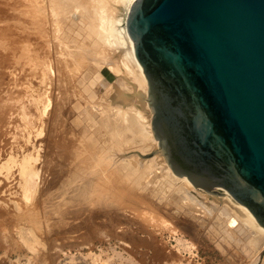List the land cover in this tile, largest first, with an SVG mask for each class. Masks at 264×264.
Listing matches in <instances>:
<instances>
[{
  "label": "bare ground",
  "instance_id": "bare-ground-1",
  "mask_svg": "<svg viewBox=\"0 0 264 264\" xmlns=\"http://www.w3.org/2000/svg\"><path fill=\"white\" fill-rule=\"evenodd\" d=\"M78 1L79 0H46V2H45V0H28L29 5L27 2H26L27 3L26 5H28V7H29L27 12L29 14L31 28H30V30L27 28L28 29L27 32H28V35L30 37V43L26 40V42L28 43V46L25 47L24 49L22 48L23 50L20 51L19 57L24 55V57L29 58L28 54L30 52L35 51L34 44L39 42V40H40L39 43L43 42V43L48 44V42H47L48 39L46 38L47 37L46 32L50 33V30H49L50 27L48 28L49 31H46L47 30V23L45 21L44 15H42V12L45 10V4L50 5V3H53L52 4L53 6L56 4L61 5V7H63L64 13L67 15L66 16L63 12H61V17H57L51 23L52 25L50 24L51 27L53 28L52 31L57 34V37L55 34H54L55 35L54 36L51 32L53 38H51V37H49V38L53 39L55 42L58 39V33L57 32H59L61 29H64L65 27H67L69 25L72 26V23H74L73 20L70 18V13L73 10V9L71 10V8L76 7L74 3L75 2L77 3ZM134 1L135 0H87L86 1L87 3L84 2L86 8L83 6L87 11H85V9L83 7L81 8V10L84 9V12H87L88 19L90 21L89 22L90 25H89V27L87 26V28H89L88 31H90L91 34L89 32H87V35H89V37L91 35V37H90V39H91L90 41H92L91 46L94 47L93 48L94 53H93V55H91V59L94 61L95 66L97 68H100L104 64L106 65L103 67V68L106 67V69L103 70V74H104L103 76H105V80L103 79L102 81H100L101 82L100 85L103 86L104 88L107 87V88H105V90L106 89L107 90L103 91V92H104V94L108 95L110 102L112 103V106H113L112 109H113L114 113H112V115H107V117H105L101 120L94 121L93 116L96 115V114L92 115V113H94V109L91 113L85 112L84 115L87 113L85 120H87L90 117V119L92 118V120L90 122H92V121H94V122L90 123V125H92L93 129H88V126H90L89 123L87 124L88 126L86 125L84 128L86 121L83 119L85 121V123L83 122L84 125L81 124V125H83V128L81 127V129H79V130L83 131V132L81 131L82 135H81V133L80 134L78 133L79 132L78 129L74 130L75 132H77V134L75 133L76 135L79 134L78 138L79 137L82 138V140L79 138L81 140V142L83 143L80 152H79V150L78 151L75 150V146H72L73 148L71 150H68L70 147L69 146L66 147L67 144L65 145L63 143L58 154H59V158H61V159H64V158L70 159L71 156H73V155L78 157V159L80 161V163H78V165L80 164V166L83 168V169H80V170H83L82 171L83 173L81 171L76 172L78 174H75L74 172H71V173L74 174V177H75V175H77V177H79L77 179L78 182L76 180L75 181H76V183H80L83 180V178L81 177L82 175H79V173L84 174V173H86V171L90 172V170L93 168V167H91V166H93V164L92 165L90 164L91 166H89L90 168H88L89 170H87L86 167H87V165H89V161L91 162L94 160V156H96L95 155L96 153L97 154L101 153L100 154L101 156L97 155L98 156L97 160L99 162V164H98L99 166L95 169L96 171L94 170V172H96V174H95V176H94V174L92 175L95 178L93 179V177H92V179L90 178L87 180L84 179V181L80 183L81 185L79 184L80 185V187H79L80 192H78V190H72L71 189L72 191H76L78 194L76 192H74L73 194H71L69 192L70 194L67 193L69 195L66 194L67 196L65 195V198L61 199L62 191L57 192V193H60V194H58V196L61 199V200L59 199L60 200L59 201L58 200L59 197L56 196L57 201H59V202H57V205L51 204V202H52L51 200H54L51 198L55 197V196H53L54 194L53 195L48 194L49 197H46V198L44 197L47 194V193L45 194V188L44 187H46L48 189V187H47L48 185L45 186V184H46L45 179H44V177L42 178V176H44L43 170L45 173L46 172V164L48 161H51L50 159H48V155L45 154L46 153L45 149H48V146H47L48 142L47 141L51 142V140L49 139L51 137H48L49 140L47 139V136H48L47 133H48V131L50 132V127L52 124L51 122L56 121L60 118L62 119V117H60V116H63L61 113H64L66 111L71 110L70 109L71 107H69V108L66 107L67 110L65 111L62 103L59 104L57 102L56 97H59L57 95V93L58 92H61V94L64 93L65 90L63 91V87L61 89H59L60 91H58L57 93L55 90V93H56L55 94L54 92L52 93L53 90H51L52 89L51 85H49L50 88L49 87L48 88L50 90H46L44 93L42 92L43 94L41 93V95H42L41 98L39 96V99H37L36 101H35V99L33 100L34 102L32 101V98H31L32 95H28V97H27V98H29V96H31L30 97L31 101L28 100L29 102H26L27 101L26 97H25V99H23L25 101V103H27L26 106L32 105L31 106L32 109L35 106L34 108H35L36 112L34 111V113H36V114L32 113L33 112L32 109H31L32 114L28 113L30 111L31 107L29 106L30 108H27V109H29V111H28L26 109L25 104L23 102H20L22 99L18 100L19 102L18 101L16 102L17 106L15 105L16 106L15 118L17 119L18 116H21L20 118L23 121L24 120L26 121L25 122L26 124L23 123L24 127H25V133H24V136L22 137V139L24 140L22 143H24L25 145L29 144V148H25L24 145L21 146V145L16 143L17 149L15 150L13 147L14 145L12 144V147L10 148L11 151L7 152L4 149L6 146V143H3L0 140L2 142L0 144V148H2V149H0V152H1V154H0V219L4 218V217H10V218H12L11 220H13V222L16 223L15 225L26 226V228H25L26 232H21L22 229H20L18 234L20 235V238L22 239L23 244L26 245V248H27L26 251L28 250L32 253H36L39 251V249H38L39 246L43 247L44 242H42V241H44L46 237H49L48 235H49L51 230H48V228L45 230V228L48 226H52V225L54 226L56 224H62L61 225V227H62L64 225L63 222L65 221L66 218L69 220V217H73L74 219L77 220L80 216L81 211H83V212L86 211L87 212V218L86 217L85 218L89 221H93L97 216L96 215V212H97L96 208L97 207L106 209V207H108V206H114V207H117L118 210H125V209L134 208V207L139 206L140 204L144 203L148 206V208L151 210V212H154V214L156 216H158L159 214L160 215L163 214L164 216H162V217H165L171 211H175V213L172 212L175 215H172L170 213L167 216L170 218V220L168 219L169 221H166L167 217H165V221H164V218H162L163 221L161 223H162L163 228L167 229L168 231H170L172 233V235L175 238L176 244H177L176 246L178 247V249L180 251H181V249H183V250L189 252L193 248L196 249L194 246L196 242H194V241L197 240L199 238V236H203V237L209 239L213 243V244L212 243L211 244L216 247L215 248L216 251L218 249L225 256L230 257L232 255V253H234V250H236L237 248L240 247V250L243 251V253H246L245 255H243L244 258L247 256H249V258H250V260L248 259V257L245 258L246 260L248 259L247 262L249 261L247 264H256L258 262V258L256 256V253L260 250V248H262L264 246V229L257 224L253 215L243 205L235 204L226 194H221L222 197H218V195H220V194L216 191L205 192V191L199 189L198 187L191 185L187 181L186 177L176 176L172 172V170L170 169V167L168 166V164L166 163L164 158L162 159L159 156H157V157L153 158L152 160H148L145 162H144V160H142L141 156L143 155V153H145L148 150L147 147L150 145V142H153V137L151 135L152 131L150 129V127H151L150 114L148 112L146 114L147 115L146 116L145 112H144V110H146V108L143 109V112H141L138 108L139 107L138 104L141 103V101H142L141 105L145 102L144 99L146 98V92L145 91H147V82H146L144 74H143V72L139 66V63L137 62V60L134 56V52H133V49L131 46V41H130V38L127 34L126 27H125V19H124V22L122 24V27H120V24H119L120 20H116L114 18L113 6L111 5L112 2H114L115 4L120 3V4L124 5L126 7V15H127L129 7ZM49 7L51 8L52 6H49ZM80 13H82V11H80ZM80 13L78 12V15L76 16L79 19H80ZM87 15H86V13L83 14V16H87ZM126 15H125V18H126ZM83 16H81V17L83 18ZM74 17H75V15H72V18H74ZM67 20L69 21L68 23H67ZM84 21H86V20H84ZM65 22L67 24H65ZM30 24H29V26H30ZM17 25H21V24L16 23V26ZM72 28H70V29H72ZM64 30H63V32H64ZM66 30L68 31L69 28ZM63 32H62V35H63ZM70 32H72V31H70ZM74 32H76V31L74 30ZM66 33H68V32H66ZM59 34H61V33L59 32ZM71 36H73V35H71ZM75 36L77 37L78 35L76 34ZM54 37H56L57 39L55 40ZM73 37H68V40H69V38H71V40L69 42L74 40V44H75L76 41H75V38H73ZM62 38L67 39V36L66 37L62 36ZM54 42H52V43L49 42V43L53 44ZM56 43H58V42H56ZM47 44H46V46H47ZM56 45L58 46V44H56ZM48 46H50V45H48ZM73 48H74V46H73ZM17 49H19V48L18 47L15 48L13 56L17 55V53L19 52L20 49L19 50H17ZM90 49L92 50V48H90ZM72 51L66 52V54L68 52L71 53L68 56H66V58H68V57H70V55H72ZM86 51H88V50H86ZM80 53H81L79 55L80 57L84 56L83 55L84 53L82 54V51H80ZM77 54H75V55H77ZM75 55L73 54V56L70 57L73 59V61L76 58ZM87 56H86V58H87ZM70 58L68 60H70ZM62 59H64V58H62ZM29 60H30V58H29ZM56 60H57V58H56ZM57 61H58V63L60 62L59 60H57ZM62 61H61V63H62ZM70 61H72V60H70ZM46 62H48V61L42 62L43 67L45 66ZM63 62H65V61H63ZM66 62H68V61L66 60ZM17 63H19V61H17ZM74 63H75V61L73 62V66H74ZM97 63H100V64L97 65ZM52 64H54V63H52ZM57 65L58 64H56V68H57V70H59L58 71L59 73H62L65 71L64 70L61 72L60 69L63 70V68H65L66 66L63 68H59L60 66L57 67ZM78 65H76V66H78ZM62 66L63 65H61V67ZM85 66H83V67H85ZM46 67L47 66H45V68ZM48 68L51 69L50 67H47V69ZM68 69H66L67 72H69ZM76 70H75V72L79 71V70H77V71ZM48 72H50V71H48ZM58 72L56 71L55 74L57 75ZM67 72L65 73V75H64V73H62V75L65 76V79H66V77L68 78V76H66ZM72 72H70V74ZM81 72H82V70H81ZM81 72L79 71L78 74L79 73L82 74ZM44 73H45V71H44ZM44 73H43V75H44ZM83 74H86V73H83ZM2 75H3V73L0 71V87L3 85V83L1 82ZM46 75H48V74H46ZM96 75H99V74H96ZM64 76H62V79L60 78L61 82H62V80L64 82ZM79 76H81V75H79ZM17 77L18 76L14 77V79H13V88L15 90L13 92H15V95L18 97V94L20 92L25 93L27 91L23 88H19L20 79H17ZM57 77H59V76H57ZM76 77L77 76L75 75L74 78H76ZM82 77H83V75H82ZM86 77H83V78H86ZM93 77H94V75H93ZM95 77H97L96 81L98 79H101V77H99V76H95ZM49 78L46 80L52 81V80H49ZM79 78H77V79H79ZM69 79H70V75H69ZM69 79H67V80H69ZM86 80L88 81L87 78H86ZM109 80H111L112 82ZM93 81H94V79H93ZM70 82H71V80H70ZM72 83H73V81H72ZM72 83H70V84H72ZM75 83L77 85V83H78L77 80ZM86 83H85V86H86ZM91 83H94V82H91ZM91 83L88 85L91 86ZM70 84H68V85L70 86ZM96 84H98V83L95 82V85ZM44 85H45V83H44ZM57 85H59V84L57 83ZM64 85H67V84H64ZM68 85H67L66 89L71 88V86L68 88ZM76 85H73V86L76 87ZM82 86L85 87L84 84ZM44 87H43V90H44ZM55 88H56V85H55ZM93 88L94 87H92V89ZM95 88L98 90L97 85ZM138 88L140 90H142L143 92H145V95L142 96L141 94H138L139 95V97H138V95H136ZM85 89H86V87L81 89V90H84L85 92L88 93V100H86V101L89 102V98H90L89 94L92 93L89 89H91V88H88V90H85ZM71 90H73V88ZM10 91H12V90H10ZM88 91H90V93ZM68 92H65V93H68ZM75 92L77 93L76 90H75ZM75 92H74V94H75ZM97 92L95 91V93H97ZM80 93H81V91L79 92V94ZM93 93H94V91H93ZM99 93L100 92H98V94ZM104 94L102 93V95H104ZM75 95H74V97H75ZM106 95L104 97H106ZM64 96H66V95L64 94V95L60 96L59 100H61L62 99L61 97H64ZM71 96L69 98H72ZM92 96H95V94H93ZM98 96H96V97H98ZM102 97H101V99H103ZM66 99H65V101H68V100L71 101L68 98H66ZM85 99H87V98H85ZM80 100H81V98H80ZM103 100L105 102L104 103L105 105H106V103L108 104L109 101H105V98ZM103 100H100V101H102L101 103H103ZM30 102H33L34 104H31ZM91 102H93V101H91ZM28 103H30V104H28ZM68 104L65 102L66 106ZM79 104H81V103H79ZM91 104L87 103L86 106L87 105L91 106ZM95 104H97V103H95ZM60 105H62V107H60ZM92 106H95V105H92ZM98 108H101V107H97V109ZM85 109H86V107H85ZM26 110L28 112H26ZM80 111H82V109H80ZM89 111H91V110H89ZM97 111L98 110H96L95 112H97ZM69 112L67 113V115H65L66 113H64L65 117H68V114L71 116V114ZM82 113H83V111H82ZM82 113L80 112L79 115ZM98 113L102 115L103 112L101 111ZM33 115H34V117H33ZM103 115H105V113ZM82 116H83V114L81 115V117ZM151 116H152V112H151ZM149 117H150V119H149ZM32 118H34V119H32ZM53 118H55V120H53ZM95 118L97 119L96 116H95ZM1 119H2V121H1ZM67 119H70V118H67ZM19 120H17V122ZM13 121H15V119ZM60 121H59V123H61L60 124L61 127L59 125L58 126L60 128H62L64 122L62 123ZM62 121H64V120H62ZM6 122H7L6 117L3 118L0 116V125L5 124ZM17 122L15 121V123H17ZM53 124H52V126L56 125V124H54V125ZM66 124L69 125L70 122L65 123L64 125H66ZM72 124H74L73 121H72ZM73 126L75 127V125H73ZM21 127L22 126H20V128ZM94 127H96V129ZM20 128H16L15 131L17 130V133H18V131H19L18 129H20ZM51 128H53V127H51ZM65 128H66V126L64 127L63 130L66 134L69 129H65ZM67 128H69V127H67ZM72 129H74V128L72 127ZM59 130H61L60 133L63 131L62 129H59ZM65 130H67V131H65ZM19 132H20L19 134H21L22 131L20 130ZM44 132H45V134H44ZM69 132H71V131H69ZM42 133H43V135H42ZM57 133H59V132H57ZM16 134H14V135H16ZM65 134H61V135H64V137L67 138L68 136H65ZM32 135H35V137ZM41 135L44 136V138L42 137V139L40 138V140L34 142L36 137L41 136ZM50 135H52V134H50ZM57 135L55 134V136H57ZM61 135L59 134V136H61ZM67 135H69V134L67 133ZM71 135L73 138L76 137V136H73V133ZM52 137H54V136L52 135ZM130 137H134V139H137L139 142L142 143V145L139 144L142 147L139 146L138 147L139 150L137 149L138 151L136 152V154H138L137 156L139 158L141 157L140 159L139 158L137 159V156H130L128 158H125L123 155V151H124L123 147L126 144H128L127 142L131 143V141H129ZM54 138H57V137H54ZM68 138L70 140V137H68ZM60 139H59L60 142H63L62 140H65V139H62V140H60ZM74 139H72L71 143L73 141H75V145L76 144L80 145L79 144L80 141H79V143H76L77 139H75V140ZM78 140H77V142H78ZM58 143H56V144H58ZM65 143H67V139H66ZM130 143L128 145H130ZM135 143H137V142L135 141ZM128 145H126V146H128ZM135 147H137V144ZM131 148L133 149V147H131ZM12 149H14V150H12ZM125 149H127V148L125 147ZM128 150L129 149H127V151ZM2 151L4 154L2 153ZM71 151H73L74 153ZM72 153H73V155H72ZM58 154L56 153L55 156L58 157ZM74 158H76V157H74ZM72 159L73 158H71V161H73ZM37 162H38V164H37ZM77 166L75 168H77ZM14 173H16V178H17V182H18V186H19V198L14 203L15 210H10L11 207L9 205V200H7L2 195L1 190L4 187L3 183H4L5 179L12 177L14 175ZM87 177L84 176V178H87ZM70 178H73V177H70ZM70 178H69V180H71ZM80 178H82V180ZM74 179H72V181H74ZM41 183H42L43 189H40L42 187H39V184H41ZM65 183H66V181H65ZM65 183H63V184H65ZM63 184H59V186L63 185ZM66 188L70 189L69 187H64L63 190H65ZM68 189H67V192H68ZM57 190L60 191L62 189L57 188ZM95 190L96 191L100 190L98 192V194L96 192H95L96 194L95 193L93 194V195H97L96 197L95 196L94 197L88 196L89 192L95 191ZM65 191H63V193H62L63 196H64ZM54 193L56 194V192H54ZM38 194H40V195H38ZM55 202H56V200H55ZM42 204H45V206H43ZM49 204H51V205H53V207H55V208H52V209H55L54 211H57L56 212L57 215H55L56 219L52 222H51V220H52L51 215L49 214V212L44 210V208H46V207L51 209L50 208L51 205L49 206ZM41 205L43 206V208H40ZM49 211H51V210H49ZM53 214H55V213L52 212V215ZM160 215L158 217H161ZM74 219L73 220L71 219V222L74 221ZM48 221H50V222L48 223ZM66 223L67 222H65V224ZM13 224H12V226L17 229V226H14ZM13 229L14 228H12V232H13ZM16 229H14V231ZM25 233H26V235H30V238H31L30 240L26 239ZM5 237H6V235L2 236V239H0V251H3V254L7 255L8 249L6 247L3 248V246H4L3 242L7 241V239ZM187 238L188 239L190 238L191 241L192 240H194V241L189 242L187 240ZM1 240H2V242H1ZM200 240H201V238H200ZM13 241H15V240H13ZM16 241L13 242L14 246H10L8 248H11V247L13 248V247L19 246V245H16V243H17ZM45 241H47V240H45ZM198 241H197V243H200V241L199 242ZM193 242H194V244H192ZM203 244H202V246H203ZM205 244H207V243H205ZM21 247H22V245H21ZM21 247L19 246V248H21ZM19 248H17V249H19ZM50 248H51V246H50ZM213 249H214V247H213ZM11 251H9V252H11ZM20 251H23V250H20ZM39 253L41 254V252H39ZM32 256L34 258L35 255H32ZM37 256H39V255H37ZM190 256L193 257L192 255H190ZM5 258L6 257H4V259ZM28 258H27V260H28ZM241 258H242V256H241ZM244 258L242 261L246 262V260H244ZM240 261H241V259H240ZM185 264H187V263H185ZM259 264H264V259H262V261H260Z\"/></svg>",
  "mask_w": 264,
  "mask_h": 264
},
{
  "label": "water",
  "instance_id": "water-1",
  "mask_svg": "<svg viewBox=\"0 0 264 264\" xmlns=\"http://www.w3.org/2000/svg\"><path fill=\"white\" fill-rule=\"evenodd\" d=\"M125 27L158 153L264 229V0H135Z\"/></svg>",
  "mask_w": 264,
  "mask_h": 264
},
{
  "label": "rangeland",
  "instance_id": "rangeland-1",
  "mask_svg": "<svg viewBox=\"0 0 264 264\" xmlns=\"http://www.w3.org/2000/svg\"><path fill=\"white\" fill-rule=\"evenodd\" d=\"M86 1L87 0H81V1L79 0L77 3L76 2L74 3L76 7L73 6L74 8H71V10L72 9L73 10L70 13V18L73 20L74 23H72V26L69 25V26L65 27L64 28L65 30L61 29L59 31L61 34H59V32H57L58 33V39L56 38L57 34L52 31L53 28L51 27V25H52L51 23L57 17H61V12L64 13L63 7H61V5H58V4L53 6L52 5L53 3H50V5L45 4V10L42 12V15H44L45 21L47 23V30L46 31L50 30V33L46 32V36H47L46 38L48 39V40L47 39L46 40H47L48 44L43 43V42L39 43L40 40H39V42L35 43L34 44L35 51L30 52L28 54V57L30 58V60H29V58L24 57V55H22L23 57L22 56L19 57L20 51H22L25 47L28 46V43L26 42V40L30 43V37H29L28 32H27V30L28 29L30 30V28H31L29 14L27 12L28 8H29L28 7V5H29L28 0H0V71L3 73L2 78H1V82L3 83V85L0 87V116L3 118L6 117V119H7V122L5 124L0 125V136H1L0 140L3 143H6V146L4 149L7 152H10L11 151L10 148L12 147V144H13L14 145L13 147L16 150L17 149L16 143L21 145V146L24 145L25 148H29V144L25 145L24 143H22L24 141L22 139V137L24 136V133H25L24 124H26L25 123L26 121L25 120L23 121L20 118L21 116H18L17 119L15 118V116H16L15 110H16V106H17L16 102L18 100L22 99L20 102H23L26 106L27 103H25V101L23 100V99H25V97L27 100L26 102H29L28 100L31 101V98H32V101L34 99L36 101L37 99H39V96L41 98L42 92L44 93L46 90H50L49 85H51V88H52L51 90H53L52 93L53 92L55 93V90L57 93L58 91H60L59 89H61L63 87V91L64 90L65 91L62 94H61V92L57 93V95L59 96V97H56L57 102L59 104L62 103L65 111L67 110V108L71 107L70 108L71 110L68 109L70 112L69 111L64 112V113H66L65 115H67V113L69 112L71 114V116L68 114V117H65L64 113H61L63 115V116H60V117H62V119L60 118L56 121L51 122L52 124L54 123L57 126L53 124L55 126L54 127L51 124V127H53V128L50 127V132L48 131V133H47V135H48L47 139H48V137H51L49 139L51 140L52 143L47 141L48 142L47 143L48 149H45V151H46L45 154L48 155V159H50L51 161L47 162L46 172L44 173V170H43L44 176H42V178L44 177V179H45V182H46L45 186L48 185L47 186L48 189L46 187H44L45 188V194L47 193L46 196H44V197L45 198L49 197L48 194L49 195L54 194L53 196H55V197H53V198H51L52 196L50 197L51 199H54V200H51L52 202L50 201L51 204H53V205L54 204L57 205V202H59L61 199L65 198V195L67 193L70 192L71 194H73L74 192H76V191H72V190H78V192H80V190H79V187L81 185L80 183L83 182L84 179L85 180L90 179V178L92 179V177H93V179L95 178L94 176H95L96 172H94V170L99 166L98 165L99 162H98L97 158L101 154V153L95 154L96 156L97 155L98 156L97 157L94 156V160L91 162L89 161V165H87V167H86V169L89 170L88 169V168H90L89 166H91L93 164V166H91V167H93L92 168L93 170L91 169L90 172L86 171V173L88 172L87 174L86 173H84V174L79 173V175H82L81 177L83 178V180H82V178H80L82 181L80 183H76V181L79 177H77V175H75V177H76L75 178L74 174L71 172L78 174L76 172H78V171L82 172L83 170H80V169H83V168L80 166V164L78 165V163H80V161H79L77 156L73 155V153H74L73 151H71V152H73L72 153L73 156H71V158H73L72 159L73 161H71V158L70 159L59 158L58 153H59L60 148L62 147L63 143L65 145L67 144L66 147L67 146L70 147L69 149L67 148L68 150H71L73 148L72 146H75V150L76 151L79 150V152H80L83 143L81 142L82 138L79 137L81 139L80 140L78 138V135L81 133L82 130H79V129H81V127L83 128L85 121H86V124L84 125V128L88 123L90 125V123H93L96 120H101V119L107 117V115H112V113H114L113 109H112L113 106H112V103L110 102L108 95L104 94V92H103V91L107 90V89L105 90V88H107V87L104 88L103 86L100 85V83H101L100 81H102L103 79L105 80V76H103L104 75L103 70H105L106 67L105 68H103V67L106 65L104 64L100 68H97L95 66L94 61L91 59V55H93V53H94V49H93L94 47L91 46V44H92V41H90L91 35H90V37H89V35H87V32H89L90 34H91V32L88 31L89 28H87V26L89 27V25H90L89 24L90 21L88 19L87 12H84V9L86 8L84 2H86ZM26 2L28 3V5H26L27 4ZM45 2H46V0H45ZM111 5L113 6L114 18L116 20H120L119 24H120V27H122V24L124 22L125 15H126V7L120 3L115 4L114 2H112ZM49 6H52V7L50 8ZM82 7L84 8L83 10H81ZM79 10L82 11V13H80ZM85 11H87V10L85 9ZM78 12L80 13V19L76 17L78 15ZM85 13L87 16H83V14H85ZM72 15H75V17L72 18ZM81 16H83V18ZM83 19L86 21H84ZM68 22L69 21L67 20V23ZM16 23H20L21 25L16 26ZM67 23L65 22V24H67ZM29 24H30V26H29ZM49 27H50V29L48 30ZM68 28H69V30L67 31L66 29H68ZM70 28H72V29H70ZM63 30H64V32L66 31L68 33L65 32L66 33L65 34L63 32ZM74 30L76 32H74ZM61 31L63 32V35H62ZM70 31H72V32H70ZM51 32L53 35L54 34L56 35V37H54L55 40L57 39L55 42L53 39H51V38H53ZM69 33L71 35H73L74 37L71 36ZM75 33L78 35L77 37L75 36L76 35ZM62 36L63 37L67 36V39L62 38ZM49 37H51V38H49ZM68 37L75 38L76 43L74 44V40H72L73 42L72 41L69 42L71 40V38H69V40H68ZM49 42L50 43L54 42V43L50 44ZM56 42H58V43H56ZM46 44H47V46H46ZM56 44H58V46ZM48 45H50V46H48ZM73 46H74V48H73ZM16 47H18L20 50L17 49V50H19V52L17 53V55L13 56L14 50ZM90 48H92V50ZM86 50H88V51H86ZM67 51H70V52L72 51V55H70V57H72L73 54L75 55L78 53L77 55H75L76 58L74 60L75 61L74 66H73V62H74L73 59L70 57L66 58V56L71 54L70 52H68L66 54ZM80 51H82V54L84 53L83 54L84 56H82V57L79 56L81 54ZM86 56H87V58H86ZM56 58H57V60L60 61L59 63L56 60ZM62 58H64V59H62ZM69 58L73 62L68 60ZM62 60L65 62H63ZM66 60L68 62H66ZM17 61H19V63H17ZM45 61H48L45 63V66L50 67L51 69L48 68L49 69L48 70L47 67L46 68H45V66L43 67L42 62H45ZM61 61L63 64L61 63ZM52 63H54V64H52ZM56 64H58L57 67L60 66L59 68H63L66 66L65 68H63V70L60 69L61 72L64 70L67 72L66 69H68L70 67L68 69L69 72H67V74H66V76H68V78L66 77V79H65V76H64L66 73L65 71H64L65 73L62 72V73H64V75H62V73L58 72L59 70H57ZM99 64L100 63H97V65H99ZM61 65H63V66L61 67ZM76 65H78V66H76ZM83 66H85V67H83ZM76 69L79 70L80 72L82 70V72H81L82 74H80V73L78 74L79 71L75 72ZM44 71H45V73H44ZM48 71H50V72H48ZM56 71L58 72L57 75L55 74ZM70 72H72V73L70 74ZM43 73L45 76L43 75ZM83 73H86V74H83ZM46 74H48V75H46ZM96 74H99V75H96ZM69 75H70V79H69ZM75 75L77 76L76 78H74ZM79 75H81V76H79ZM82 75H83V77L87 76L86 78L88 79L89 82L86 80V78H83ZM93 75H94V77H93ZM16 76H18L17 79H20L19 88H23L27 91L25 93L20 92L18 94V97L15 95V92H13V91H15L13 88V79ZM46 76L47 77L49 76L51 78L50 79L48 77L49 80H52V81L46 80V79H48ZM57 76H59V77H57ZM62 76H64V82H63V80L61 82ZM95 76H99V77H101V79H98L96 81L97 77H95ZM77 78H79V79H77ZM67 79H69V80H67ZM93 79H94V81H93ZM70 80H71V82H70ZM76 80L79 83V84L77 83V85L75 83ZM72 81H73V83H72ZM109 81H111V80H109ZM43 82L45 83V85ZM69 82L72 84H70ZM91 82H94V83H91ZM95 82L98 83V84H96L98 90L95 88L96 87ZM57 83L59 85H57ZM85 83H86V86H85ZM90 83H91V86L88 85ZM64 84H67V85L70 84L71 88H69L70 86L68 85L69 89H66L67 85H64ZM83 84L86 87L85 90H88V88H91L89 90L92 93L94 91L93 94H95V96H92L93 94L90 93V91H88L90 93L89 94L90 95L89 102L86 101V100H88V93L85 92L84 90H81V89L85 88L82 86ZM55 85H56V88H55ZM73 85H76V87H74ZM43 87H44V90H43ZM92 87H94V88L92 89ZM72 88H73V90H71ZM74 89L77 91V93L75 92ZM10 90H12V91H10ZM80 91H81V93L79 94ZM95 91L96 92L98 91L100 93L99 94H98V92L95 93ZM65 92H68V93H65ZM74 92L76 95L74 94ZM145 92H143L142 90H140L138 88L136 95L141 94L143 96V95H145ZM102 93L104 95H102ZM64 94L66 95V96H64L65 98L61 97L62 99L59 100L60 96H62ZM28 95H32V97L29 96V98H27ZM74 95H75V97H74ZM105 95H106V97H104ZM70 96L72 98L73 97L74 98L73 99L69 98ZM96 96H98V97H96ZM100 96L101 97L103 96L102 98L103 99L105 98V101H109L108 104L106 103V105H105L104 100L101 99ZM138 97H139V95H138ZM66 98L70 99L72 102L69 100L65 101ZM80 98H81V100H80ZM85 98H87V99H85ZM100 100H103V103H101L102 101H100ZM91 101H93V102H91ZM33 102H30V103L34 104ZM65 102L67 104L68 103L69 104L66 106ZM86 102L90 103V104L92 103L91 106L90 105L86 106V104H87ZM145 102H146V100H145ZM145 102L141 105V103H142V101H141V103L138 104L139 105L138 108L141 112H143V109L146 108V110H144L145 115L149 112L150 117H151V111L147 107L148 105ZM30 103H28V104H30ZM79 103H81V104H79ZM95 103H97V104H95ZM62 105H60V107H62ZM92 105H95V106H92ZM29 106L30 105H27L26 109L30 108L32 105L30 107ZM34 107H33V109L31 107L30 111H29V109H27L29 112L27 110H26V112L31 113L33 111L32 113H34V111H35ZM85 107H86V109H85ZM97 107H101V108L97 109ZM31 109H32V111H31ZM80 109H82L83 113H82V111H80ZM93 109H94V113H92V115L96 114L93 116L94 121L90 122L92 120V118L90 119V117L87 120H85L87 113L85 115H84V113L85 112L91 113L93 111ZM89 110H91V111H89ZM96 110H98V111L95 112ZM101 111L103 112L102 115L98 113ZM80 112L83 114L84 117L83 116L81 117L82 114L79 115ZM104 113L106 116L103 115ZM34 114H36V113H34ZM95 116L97 117V119L95 118ZM33 117H34V115H33ZM150 117H149V119H150ZM67 118H70V119H67ZM14 119L16 122L19 119L21 121L19 120L17 123H15V121H13ZM32 119H34V118H32ZM53 120H55V118H53ZM62 120H64V121H62ZM1 121H2V119H1ZM59 121L62 123L64 122L62 128H60L61 123H59ZM72 121L74 124H72ZM69 122H70L69 125L68 124L64 125L65 123H69ZM81 124H83V125H81ZM15 125L16 126L18 125L19 127L18 126L16 127ZM73 125H75V127ZM20 126H22V127L20 128ZM65 126H66L65 129H69L68 131L65 130V131H67V133L69 135H67V133L65 134V132L63 130ZM90 126H88V129H93L92 125H90ZM67 127H69V128H67ZM72 127L74 129H72ZM16 128H20L18 130L22 131L21 134H19L20 133L19 131H18V133H17V130L15 131ZM94 128L96 129V127H94ZM59 129H62L63 131L60 133L61 130H59ZM76 129L79 130L78 135H76L77 132L74 131ZM150 129H151V127H150ZM69 131H71L73 133V136H76V137H74L75 139H77V138L79 139V140L77 139L78 142L76 140V143H79V141H80V143H79L80 145H78V144L75 145V141H73L71 143L72 139H74V138L71 135L72 133ZM57 132H59V133H57ZM14 134H16V135H14ZM44 134H45V132H44ZM50 134H52L54 137H57V138L52 137V135H50ZM55 134L56 135L58 134V135L55 136ZM59 134L60 135L65 134V136L70 137V140L68 137L67 138L64 137V135L59 136ZM42 135H43V133H42ZM42 135L37 136L34 142L40 140V138L42 139V137L44 138V136H42ZM81 135H82V133H81ZM151 135L153 137L152 133H151ZM32 136L35 137V135H32ZM65 138L67 139V143H65V141H66ZM59 139L60 140L65 139V140H62L63 142H60ZM1 141H0V144L2 143ZM129 141H131V143L130 142H127V143L128 144L130 143L131 146L126 144L128 146L125 145L123 147L124 148L123 149L124 150L123 155L125 158H128L130 156H137L138 154H136V152L139 150L138 147L140 145H142V143L139 142L137 139H134V137H130ZM135 141L137 143H135ZM55 142L56 143L59 142L58 143L59 145L56 144ZM136 144H137V147H135ZM156 144H157V140H155L153 138V142H150V145L147 147L148 150L145 153H143V155L141 156L142 160H144V162L148 161V160H152L153 158H155L157 156H159L160 158L163 159V156L160 153H158V146H156ZM125 147L127 149H129L128 150L129 152L127 151V149H125ZM131 147H133V149ZM140 147H142V146H140ZM0 149H2V148H0ZM14 149H12V150H14ZM152 152H154V153H152ZM2 153H3V151H2ZM56 153L58 154V157L55 156ZM0 154H1V152H0ZM147 155H150V156H147ZM74 157H76L77 159ZM138 158L139 157L137 156V159ZM37 164H38V162H37ZM76 166H77V168H75ZM93 174H94V176H92ZM84 176L85 177L88 176L89 178L88 177L84 178ZM70 177H73V178H70ZM69 178L71 180H69ZM72 179H74V181H72ZM65 181H66V183H65ZM63 183H65V184H63ZM3 184H4V187L1 190L2 195L7 200H9V205L11 207L10 210H15L14 203L19 198V186H18V182H17V178H16V173H14V175L12 177L5 179ZM59 184H63V185L59 186ZM39 187H42V183L39 184ZM64 187H69L70 189L66 188L65 189L66 191H65V190H63ZM57 188H60L62 190L58 191L59 189L57 190ZM40 189H43V187ZM67 189H68V192H67ZM61 191H62V193H63V191H65V192H64V196L61 193L62 197L60 199V197L58 196V194H60V193H57V192H61ZM99 191L100 190L91 191V192H89L88 196H93V197L95 196L96 197L97 195H93V194L95 192L98 194ZM54 192H56V194ZM40 194H38V195H40ZM69 194H67V195H69ZM219 194L220 195H218V197H222L221 193H219ZM56 196L59 197L58 198V200L60 199L59 201H57ZM55 200H56V202H55ZM51 204H49V206ZM42 205L45 206V204H42ZM42 205L40 206V208H43ZM53 205L50 206L51 209H49L48 207L44 208V210L49 212V214L51 215V218H52L51 222L56 219L55 215H57V213H56L57 211H54L55 209H52V208H55V207H53ZM139 206H136V207L130 208V209H125V210H118V208L114 207V206H108V207H106V209L97 207L96 208V211H97L96 215L97 216L93 221H89L86 219L87 218V212L86 211L85 212L81 211L80 216L77 220L74 219L73 217H69V220L66 218L65 221L63 222L64 225L62 227H61L62 224H56L54 226L53 225L48 226L45 228V230L47 228H48V230H51L49 235H48L50 238L46 237L45 240H47V241H45V240L42 241V242H44V244L42 243L43 247L39 246L38 247L39 251L36 253H32L28 250L26 251V249H27L26 245L23 244V241L20 238V235L18 234L20 229H22L21 232H26L25 231L26 226L15 225L16 223H14L13 220H11L12 218H10V217L1 218L0 219V239H2V236L6 235L5 238L7 239V241L3 242V245H4L3 248L6 247L8 249V251H7V255H4L3 251H0V264H178V263L179 264H181V263L182 264H185V263H187V264L188 263L189 264H247L249 262V261L247 262V260L248 259L250 260L249 256H247L248 257L247 260L245 259L247 257L244 258L243 255H245L246 253H243V251L240 250V247L237 248L236 250H234V253H232V255L230 257L223 255L218 249L216 251V249H215L216 247L214 245H212L213 243L209 239H207L203 236H199V238L195 241L192 240L196 243L198 240L200 241V243H197V244L195 243L194 246L196 249L193 248L189 252H187L183 249H181V251H180L178 249V247L176 246L177 244H176L175 238L172 235V233L170 231H168L167 229L163 228L162 223H161L163 221L162 218H164V221H165V217H167L170 213L172 215H175V214H173V213H175V211H171L165 217H162V216H164L163 214L162 215L159 214L161 217H158L159 215L157 214L158 216H156L154 214V212H151V210L148 208V206L146 204L143 203V204H140ZM49 210H51L55 214L52 215V212ZM71 219L72 220L74 219V221L71 222ZM166 219H167L166 221L170 220L169 217H167ZM49 222L50 221H48V223ZM65 222H67V223L65 224ZM12 224L14 226H17V229L15 227H13ZM12 228H14L16 230L14 231V229H13V232H12ZM25 237L28 240L31 239L30 235H26V233H25ZM200 238H201V240H200ZM12 239L15 241L17 240L16 245H19L20 247L22 245L23 248L22 247L19 248V246H16V245H15L16 247L8 248L10 246H14L13 242H15V241H13ZM187 240L189 242H192L190 240V238L189 239L187 238ZM1 242H2V240H1ZM194 242L192 244H194ZM205 243H207V244H205ZM202 244H203V246H202ZM50 246H51V248H50ZM213 247H214V249H213ZM17 248H19V249H17ZM20 250H23V251H20ZM9 251H11V252H9ZM39 252H41V254ZM31 254L35 255L34 258ZM37 255H39V256H37ZM190 255H192L193 257H191ZM241 256H242V258H241ZM256 256L258 258V262L256 264H259L260 261H262V259H264V246L262 248H260V250L256 253ZM4 257H6V258L4 259ZM27 258H28V260H27ZM243 258H244V260H246V262L242 261ZM240 259L242 262L240 261Z\"/></svg>",
  "mask_w": 264,
  "mask_h": 264
}]
</instances>
